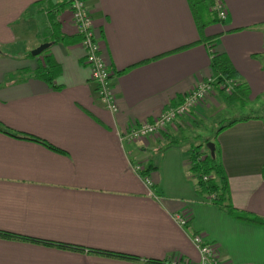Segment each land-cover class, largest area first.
<instances>
[{
  "label": "crops",
  "instance_id": "crops-1",
  "mask_svg": "<svg viewBox=\"0 0 264 264\" xmlns=\"http://www.w3.org/2000/svg\"><path fill=\"white\" fill-rule=\"evenodd\" d=\"M220 1L222 21L207 23L209 8L198 6L207 23L199 30L187 0H86L112 72L111 112L90 80L66 0H0V264H198L193 233L233 264H264V224L206 203L188 171L189 150L200 143L176 138L226 105L217 85L157 136L121 141L214 79L211 53L225 57L243 87L229 108L264 94V0ZM48 64L50 85L32 75ZM211 142L227 203L264 220V116L234 123ZM182 212L185 227L173 218Z\"/></svg>",
  "mask_w": 264,
  "mask_h": 264
},
{
  "label": "built area",
  "instance_id": "built-area-1",
  "mask_svg": "<svg viewBox=\"0 0 264 264\" xmlns=\"http://www.w3.org/2000/svg\"><path fill=\"white\" fill-rule=\"evenodd\" d=\"M67 1L70 20L75 29V33L80 38L79 44L83 50V61L89 69L90 80L95 85V91L99 100L106 105L107 109L114 112L116 106L113 102L111 88L108 83L112 72L106 67L100 55V44L95 40L93 35L86 0ZM209 10L213 11L220 21L225 19L226 11L220 0H212ZM221 83H215L213 78L199 81L191 90L182 96L178 103L174 105L168 104L152 121H142L134 128L123 132L121 141L131 142L149 136H157L168 126L174 124L179 117L186 114L195 106L202 104L213 86L217 85L225 94H229L236 81L226 80ZM135 170H139V167L137 166ZM143 181L145 184H149V180L146 177L143 178ZM173 218L179 227H185L189 220L185 212L176 213L173 215ZM191 242L198 251V264H233L229 260L221 258L213 243L205 241L202 234L193 233Z\"/></svg>",
  "mask_w": 264,
  "mask_h": 264
},
{
  "label": "trees",
  "instance_id": "trees-1",
  "mask_svg": "<svg viewBox=\"0 0 264 264\" xmlns=\"http://www.w3.org/2000/svg\"><path fill=\"white\" fill-rule=\"evenodd\" d=\"M67 2L68 1L66 0V3ZM187 3L193 12L195 22H196L199 30L202 29V27L207 23H210V22H213L216 20L220 21L216 17V14L210 10H209V13H207V17H208V19L206 20L207 23L202 22L203 19H200V17H199L200 14L197 11L198 6L201 5L204 8V10L207 11V8L210 7V6H208L210 3V0H187ZM61 7L62 6H60V8ZM51 16H53V14ZM51 26H52L53 31H52V33H50V38L53 39V38H56L58 36L57 35V33H58L57 24L53 23ZM46 42H48V41H46ZM48 44L51 45V42L49 41ZM209 67L211 69L212 75L215 76V78H214L215 83H220V82L223 83L226 80H234V79H237V77H238L237 72L230 66V64L227 62L225 57L222 56V54L211 53L210 58H209ZM52 68H53L52 64H48L46 67H39L38 69H36L34 71V74H32V75L50 85L52 82L53 73H54ZM242 88H243L242 84L236 82L232 87L231 93H229V94L222 93V98H223V101L225 102V104L226 105L229 104V102L233 99V94L235 92H240L242 94V92H243ZM250 109H251L250 113H252L253 111H255L257 113H255V114H240L237 117L229 118L228 120H226L224 122V124L218 126L215 129L214 136L217 133H219L221 130L231 126L234 123H237L240 121H245V120L252 119V118H262L263 116L259 115L258 111L260 109L262 111H264V102L260 107H257V108L251 107ZM28 139H30V138H28ZM33 139H35V138H33ZM208 140H209L208 138H204L203 142H201L197 146H194L193 149L189 150L188 171L190 172V174L194 178L195 191L201 197H203L205 199L206 203L213 204V205H216L218 207L220 206L225 211L227 210V212L229 214H231L232 216H234L237 219L245 220V221L253 222V223H258V224H264V220H262L261 218L253 216L251 214H247V213H240V212L236 211L235 209L231 208V205H229V203H227L228 198H227L226 177H225V175L221 169V164H220L219 159H218V148L212 142L213 146H214V153H213V156H211L208 152L207 147L205 146L206 142H210ZM36 141H37V139H36ZM40 143L44 144L46 147H49V148L55 150L54 147L47 144L46 142H40ZM170 144L171 143H169L165 147L169 146ZM148 170H149L148 167L146 169H144L143 171L141 170V174L144 175L145 173H147ZM263 170H264V168H263ZM57 245L67 247V245H62V244H57ZM68 247H72V246H68ZM99 252L106 253L109 255H114L110 252H103V251H99ZM119 256L127 257V255H119ZM148 263H150V264H166L165 262L160 261V260H148Z\"/></svg>",
  "mask_w": 264,
  "mask_h": 264
},
{
  "label": "rangeland",
  "instance_id": "rangeland-1",
  "mask_svg": "<svg viewBox=\"0 0 264 264\" xmlns=\"http://www.w3.org/2000/svg\"><path fill=\"white\" fill-rule=\"evenodd\" d=\"M197 10V9H196ZM264 94L259 97L258 100H253L252 102L248 103L247 106H242L240 109H233L229 108L227 105H222L219 109L214 111L213 114L206 115V118H201L198 120L197 126H194L188 132H180L179 136L176 138L182 141L183 143L195 142L198 141L199 143L203 142L204 138H208V141H212L213 135L215 133V129L224 124L226 120L229 118L237 117L240 114H255L257 112L251 111V107H260L263 104ZM239 107V106H238ZM260 113V111H258ZM258 113V114H259ZM264 116V115H263ZM185 136V138H183ZM144 166V164L142 165Z\"/></svg>",
  "mask_w": 264,
  "mask_h": 264
},
{
  "label": "water",
  "instance_id": "water-1",
  "mask_svg": "<svg viewBox=\"0 0 264 264\" xmlns=\"http://www.w3.org/2000/svg\"><path fill=\"white\" fill-rule=\"evenodd\" d=\"M48 47H49L48 43H42V44L38 45L36 48L32 49L30 51V55L31 56H38L40 53H42ZM205 146L207 147L209 154L211 156H213V153H214L213 143L212 142H206Z\"/></svg>",
  "mask_w": 264,
  "mask_h": 264
}]
</instances>
